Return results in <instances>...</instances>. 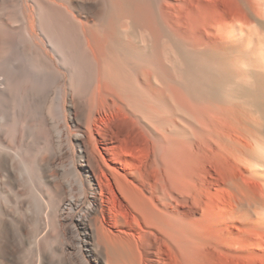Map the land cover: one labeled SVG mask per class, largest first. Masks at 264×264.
Listing matches in <instances>:
<instances>
[{
  "label": "bare ground",
  "instance_id": "obj_1",
  "mask_svg": "<svg viewBox=\"0 0 264 264\" xmlns=\"http://www.w3.org/2000/svg\"><path fill=\"white\" fill-rule=\"evenodd\" d=\"M238 175L264 223V0H0V264H204Z\"/></svg>",
  "mask_w": 264,
  "mask_h": 264
},
{
  "label": "rangeland",
  "instance_id": "obj_2",
  "mask_svg": "<svg viewBox=\"0 0 264 264\" xmlns=\"http://www.w3.org/2000/svg\"><path fill=\"white\" fill-rule=\"evenodd\" d=\"M3 140L8 144V138L6 136L3 137ZM221 162L223 163L224 161ZM223 165H226V163L224 162ZM223 165L221 164L220 166ZM232 175H234L233 178H237V174L230 172L227 174L228 177L226 176V179L228 178L226 182L232 179V177H230ZM238 176V181L241 183L238 195H235L236 198L234 193L220 188H216L217 190L214 189L213 193L210 195L212 209L208 212L207 220L200 224V228L207 240L205 237L204 238L207 245L211 248L212 253L207 256L208 258L206 257L210 259L208 261L206 259L204 264H264V223L249 211L248 207V204L253 201V198L259 199L260 197L257 195V190L252 183L245 182L246 180L243 175ZM240 192H244L242 196H240ZM245 193L248 194L245 195ZM238 196L242 198L239 199ZM217 197H219V199ZM236 209L237 211L239 210L240 215H235ZM23 239L25 247L31 250L33 247L32 233L28 230L25 231L23 233ZM87 258L91 264H99L96 254L92 251L87 252Z\"/></svg>",
  "mask_w": 264,
  "mask_h": 264
}]
</instances>
